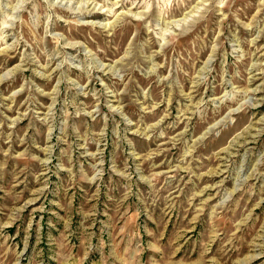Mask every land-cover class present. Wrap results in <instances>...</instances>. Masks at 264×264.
<instances>
[{"label": "rangeland", "instance_id": "obj_1", "mask_svg": "<svg viewBox=\"0 0 264 264\" xmlns=\"http://www.w3.org/2000/svg\"><path fill=\"white\" fill-rule=\"evenodd\" d=\"M0 264H264V0H0Z\"/></svg>", "mask_w": 264, "mask_h": 264}]
</instances>
